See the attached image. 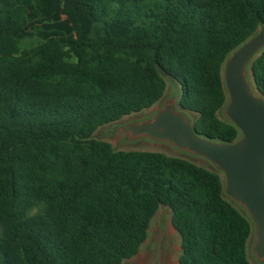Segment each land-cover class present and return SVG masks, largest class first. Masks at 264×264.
I'll return each instance as SVG.
<instances>
[{
	"label": "trees",
	"instance_id": "1",
	"mask_svg": "<svg viewBox=\"0 0 264 264\" xmlns=\"http://www.w3.org/2000/svg\"><path fill=\"white\" fill-rule=\"evenodd\" d=\"M261 25L264 0H0V264H123L161 206L178 264H251L219 173L93 134L170 80L197 135L235 141L221 66ZM250 77L264 96V51Z\"/></svg>",
	"mask_w": 264,
	"mask_h": 264
},
{
	"label": "water",
	"instance_id": "2",
	"mask_svg": "<svg viewBox=\"0 0 264 264\" xmlns=\"http://www.w3.org/2000/svg\"><path fill=\"white\" fill-rule=\"evenodd\" d=\"M263 51L264 25H261L227 55L221 66L226 102L220 111L222 118L239 131L235 141H214L197 135L188 116L190 112L177 105L179 90L178 98L168 100L151 119L119 129L130 139L166 143L209 163L221 175L224 196L252 224L251 251L257 261L264 260V96L253 90L249 72L253 60ZM161 256L159 240L149 264H161Z\"/></svg>",
	"mask_w": 264,
	"mask_h": 264
},
{
	"label": "rangeland",
	"instance_id": "3",
	"mask_svg": "<svg viewBox=\"0 0 264 264\" xmlns=\"http://www.w3.org/2000/svg\"><path fill=\"white\" fill-rule=\"evenodd\" d=\"M31 43H34V41H26L23 46L26 47ZM252 88L254 90L253 85ZM178 90V86L176 84L172 85L169 80L167 82L165 94L163 95L162 99L154 106L140 113L125 116L114 123L99 127L94 132L93 137L95 139L110 143L115 150L161 152L170 156L182 157L198 165L211 168L210 164L204 160L179 152L166 143H155L145 138L130 139L125 134L119 132V129L123 128L127 124H136L140 121L151 119L153 114L162 108L168 100L172 99L173 97L178 98ZM222 112L223 111L219 112L221 118ZM188 116L191 121L194 122L195 115L193 113H188ZM159 240L162 244L161 264H178L177 259L180 252V238L171 225V212L167 207L164 206L159 207L152 217L147 231V238L140 246L137 254L132 258L125 260L123 264H149L154 252V247ZM253 242L254 236L252 233L248 241L249 261L251 264H264V260L257 261L254 258L251 251Z\"/></svg>",
	"mask_w": 264,
	"mask_h": 264
}]
</instances>
